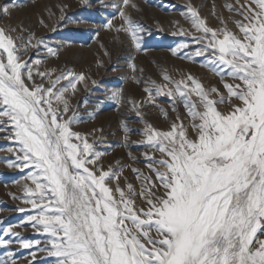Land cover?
<instances>
[{"label": "snow or ice", "instance_id": "1", "mask_svg": "<svg viewBox=\"0 0 264 264\" xmlns=\"http://www.w3.org/2000/svg\"><path fill=\"white\" fill-rule=\"evenodd\" d=\"M253 2L258 11L249 8L239 13L242 20L233 21L240 35L208 26L196 8L182 13L200 33L193 37L195 56L210 53L225 92L205 88L190 74L179 81L164 74L162 84L145 81L147 98L131 102L145 123L142 138L131 141L127 123L120 127L123 147L145 148L141 155L147 172L133 166L140 161L131 151L130 164L117 161L105 169L106 153L95 146L105 137L89 143L72 130L76 112L67 93L77 90L76 81L87 87L88 78L71 70L59 75L36 70L34 75V67L22 59L29 47L43 45L53 56L56 49L42 38L25 36L23 27H0V132H9L7 139L16 144L15 150L8 149L16 161L6 163L29 169L26 179L34 187L25 185L26 195L19 198L34 210L28 224L44 236L25 239L12 226L0 228L5 252L0 264H18L10 250L14 245L29 250L30 259L21 264H34L43 253L55 258L54 264H264V0ZM109 6L121 23L117 27L113 17L103 27L126 33L140 51L144 28L128 12L137 5L117 0ZM0 15L10 17L9 7L3 6ZM188 46L181 43L173 55ZM128 67L136 71L134 63ZM161 95L169 98L173 111L183 105L188 125L179 115L167 131L143 121L141 109L158 107ZM110 99L119 103L123 97L113 91ZM125 168L139 188L127 177L121 186Z\"/></svg>", "mask_w": 264, "mask_h": 264}, {"label": "rangeland", "instance_id": "2", "mask_svg": "<svg viewBox=\"0 0 264 264\" xmlns=\"http://www.w3.org/2000/svg\"><path fill=\"white\" fill-rule=\"evenodd\" d=\"M116 2L117 0H88V4H82L81 0H0V9L7 6L11 13L10 17L0 15V27H23L26 30L25 36L42 38L45 44L56 49L57 54L53 56L47 53L43 45L37 49L29 47L22 59L29 61L30 66L34 67V75L36 70L50 71L53 75L71 70L77 75L83 73L88 78L87 87L83 82L76 81L77 90L73 92L69 89L67 93L76 112L77 122L72 125V130L81 133V139L86 138L89 143H93L101 134L105 137L103 144L95 145L98 151L106 153L102 157L105 169L116 166L117 161L123 165L130 164L128 152L131 151L140 161L133 166L147 172L141 155L145 148L134 144L129 148L123 147V132L120 127L122 121L127 123L132 130L131 141L142 138L140 133L145 123L131 110V102L147 98L144 92L145 81L162 84L165 83L162 78L164 74L177 81L190 74L201 81L205 88L215 86L225 92L221 76L213 70L216 66L210 63V53L195 56L198 46L193 42V37L200 33L195 31L190 20L182 13H187L189 7L196 8L208 26L214 29L227 27L234 34L240 35L233 21L242 20L239 13L247 12L249 8L258 9L253 0H132L137 7L129 8L128 12L144 28L141 50L136 51L126 33L103 27L113 17V23L117 27L120 25L119 15L109 6ZM226 5L236 11L230 12ZM62 16L65 18L62 19ZM179 31L185 34H173ZM181 43H188L189 46L173 55L172 50L177 49ZM130 57L134 59L130 61ZM4 59L6 61V54ZM37 59L41 61L39 65L34 64ZM129 62L136 65L135 72L128 67ZM40 79L36 76L37 82ZM137 79L140 83L136 82ZM224 79L233 83L228 77ZM93 81L96 83L93 84ZM47 83L45 79V84ZM61 84L66 86L67 81L62 80ZM113 91L121 92V102L110 99ZM155 105L158 107L146 105L141 113L143 121L157 130H169L177 115L186 125L190 123L182 104H177L176 111H173L169 98L161 95L156 98ZM220 107L222 110L225 108L224 105ZM161 109L167 112V118ZM95 129H103V132L94 133ZM9 134L0 132V228L12 226L25 239L43 240V234L36 233L26 219L27 215L34 214V210L19 198L26 195L25 185L34 187L31 180L26 179L29 169L9 167L6 163L16 161L14 151H8L10 147L16 149L15 142L7 139ZM189 134L193 135L190 128ZM123 177H127L128 182L139 188L135 175L129 169L124 170L120 179L121 186L124 185ZM110 186L115 187V182ZM141 204L138 201L137 207ZM21 208L25 211H18ZM21 223L24 226L17 227ZM10 250L16 253L18 264L30 259L29 250L19 249L15 245ZM3 258L5 252L0 248V259ZM54 260L55 258L43 253L39 254V260L34 264H54Z\"/></svg>", "mask_w": 264, "mask_h": 264}]
</instances>
